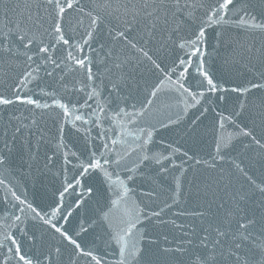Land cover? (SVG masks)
Segmentation results:
<instances>
[{
	"label": "snow or ice",
	"instance_id": "snow-or-ice-1",
	"mask_svg": "<svg viewBox=\"0 0 264 264\" xmlns=\"http://www.w3.org/2000/svg\"><path fill=\"white\" fill-rule=\"evenodd\" d=\"M0 264H264V0H0Z\"/></svg>",
	"mask_w": 264,
	"mask_h": 264
}]
</instances>
